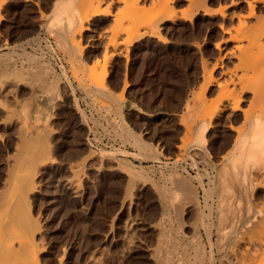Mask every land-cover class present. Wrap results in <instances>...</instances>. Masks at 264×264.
I'll return each mask as SVG.
<instances>
[{
	"label": "rangeland",
	"instance_id": "1",
	"mask_svg": "<svg viewBox=\"0 0 264 264\" xmlns=\"http://www.w3.org/2000/svg\"><path fill=\"white\" fill-rule=\"evenodd\" d=\"M4 1H3V6H2L3 9L1 8L2 11L0 10V16L2 15L1 18L3 17L2 19L0 18V41H2V45H0V55L3 54V55H1L2 57L0 56V60L4 56L5 57H4V59H2V60H4L3 62L0 61V65H2V68H4V69L13 68V72H15V71L17 72V68H20L19 70H22V69L24 70L26 68V69H28V71L25 74L26 75V79H25L26 81L25 80L22 81L21 84H19V86H17L16 84H13L14 86L16 85L18 87V90L16 89L17 88L16 86H15V89H14L13 85L10 86L11 88H13L15 90V92L18 91V93H15L12 90L13 96L11 94H9L12 97L9 96L8 94H7L8 97L7 96L2 97V96H4L2 94H4L5 91L7 93L9 91L8 89L10 87L7 88V90H5L4 93H2L3 91L0 92V104H1L0 106H2L4 103L8 104V106L10 105L9 107L5 106L7 108L6 109L7 112L5 110L3 111V106L0 107V133H1L0 135L3 136V137L0 136V168L1 167L3 168V169L2 168L0 169V192L3 191V190H1V188H3V187H4L3 193L4 192L6 193V191L10 192L9 190L14 188L13 186H15V185H14V179L13 178L16 175H13V173L16 170L13 167H15V165L18 166L19 161H20V163H24V167H23L24 171L21 174L25 175V177H26V174L30 175V173L32 172V170H30V172H28L29 170H28L27 163L29 165V162L27 161L25 163L24 160L26 158L23 159V158L19 157V156H21V154H23V153H20L21 151H23L24 154L26 152L27 155L28 154L30 155L31 158L28 157L29 161H32L31 159H33V160L35 159L34 160V161H36L35 163H38V165L36 164L38 168L35 166L34 169L39 171L38 169L40 168L39 166H41V165H42L41 167L43 168V169L40 168L39 173L37 172L38 175H37V173L36 174L34 173L35 170L33 169L34 170L33 173L35 175H33V176L31 175V176L34 178V180H30L31 179V178H29L30 176L29 177L27 176V178H29L30 182L33 183L36 180L35 183L37 184L36 185L34 183V186L36 185V187H33V188L31 186L28 187V190H26V192L31 190V192H28L29 195L26 194V192L23 193V191L21 193L22 195L20 193H17L18 195L20 194L19 197H22V196L24 197V198H20V200H19V198L13 199V196L16 193L15 190H13L15 192L14 194L11 193L12 198L9 197V200L10 199L14 200L12 205H14L15 208L13 210L14 211L16 210L15 213L17 215L15 213H12V210H10L11 208L9 210H7L6 203H9V202H6V203L4 202L5 200L8 199V195H10V194L6 193V194H8L7 199L5 197H2L6 194H2V195L0 194V196L2 197V199L0 201H2V203H3L1 205L6 210L4 212L3 208L0 206V211L2 209L4 213H6V212L9 213V214L6 213V215H7L6 216L3 212H0V224L2 222V224L4 225V222L7 221V220L6 221L2 220L3 217H7L8 224H10L7 226H3L5 231H7V233H9V234H7L6 232H3L5 234H7V235H5V237H7V236L9 237V239H7V238L6 239L9 240V242H10L11 241L10 238H12L13 240H15V241H13L16 243L15 245L18 246V244L20 242L18 244H17V242L19 240H22V239H20V236L22 234H23L22 237H24V235H25L24 239L27 240L32 234L35 233V235H32L34 238V239L32 238V240H34V242L36 243L38 250L34 249V247H30L29 245H27V242L23 239L26 242V244L25 243L24 244L27 245L28 248H31V251L29 249V251H30L29 254L31 253L30 254L31 257L35 258L33 256H37V258H38V260H37L38 263L34 262L35 261L34 259L31 260V262L34 264L35 263L36 264H59V263H61V264H88V263L91 264L92 262L96 261L95 258L97 256L102 257L101 255H103V257H102L103 262L101 261L102 263L101 262L99 263L100 260H98L97 262H95L96 264H147V263L148 264H153V263L155 264V262L159 261V258H157V257H158V255H161L160 252L162 249H163L162 252L166 251V252L171 253V254L173 253L172 251H174V254L177 257V259L179 258L177 256L178 254H179V256L183 254L182 259L183 260L185 259L184 262L182 259L179 261H182V263H184V264L185 263L186 264H191V263L192 264H203V263L209 264L210 261H211V264H227L228 262H229V264H240V261L241 262L243 261L244 264L246 262H247L246 264H249V263L250 264H254V263L260 264V263H262L264 261L263 260L264 259V255H263L264 254V251H263L264 245L262 246L263 247L262 249L260 248L261 251L259 250V253L257 251H255L258 253V254L256 253V255L254 254V252L250 251V254H251L250 256H254V257L244 258L242 255H244L245 257L248 256V255L246 256L244 254L245 253L244 251L246 250V253L248 252L247 251V244H248L247 242H250V239H249V241H247L248 240L247 239L246 244H245V240L243 239L245 237V235L251 234L252 239H253L251 241H254L258 237L259 238L256 240L259 241L261 239L263 241L264 238H262V237L264 234V228H263L264 226H262V229L261 228L258 229L259 227L257 228L259 230V232L255 228L256 229L255 236L257 235V237H255L252 233V231H254V230H250L251 232L249 230H243V232L245 233V235L243 236L242 229L239 231V232H242V234H240V233L239 234H233L231 229L226 228V231L230 230L229 234L226 231H224L227 233L226 235H228L229 238L224 239L222 241L220 239V235H218V233H221V232H220V226H218V225H220L218 218H217L218 212H216V210H215V214H214L215 217L213 219H214V222L216 223L215 224L216 227L214 228V226H213V230H212L213 233L211 236L212 241L210 242V239L208 237V231H206L205 227L203 229V227H202L203 225L201 226V223H199L200 222L199 217H201L199 214V211L194 209L193 206H189V204H186L183 199H181L183 202L182 201L178 202V207H176V206L174 207V204H172L170 202H164V200L161 196L162 194L159 191L160 190L159 188L161 185L164 184V181H166V180H163V177L168 178L167 177L168 174L173 173V172L175 174L176 171H178V173L183 175V176L187 175V178L190 180V182L192 184L197 185V186H200L202 184L204 186V189H206V188L209 189V187H208L209 182L208 181L210 179L209 177H212V174L214 173L213 168L217 167V170L219 169V167L221 165V161H222L221 160V158H222L221 154L223 156V154H225L227 152L226 150H229V148L232 145L233 139H234V137H233L234 135H228L229 132H230L229 134H232L233 132H231V130L227 127H230V125L232 123H233V126L238 127L241 125L240 122L242 120V112L237 111L234 113L231 110L230 104H228L229 102L227 100L225 101V99H224L225 95H227V93H228L226 91L232 86V84L230 82H232V81L238 82L239 81L238 78H240L241 82H244V81L245 82H264V64H261V63H263V60H264V46H263L264 45V0H172V1L167 0L170 3V7L171 8L173 7L172 9L177 15V18L174 22H171L169 20L157 19V17L155 16L156 11L154 10V5H155V2H156V5H157V2L162 3V2H159L157 0H141V1L139 0V2L141 3V6L139 5L140 4L139 2H138L137 6L130 4L129 6H132V10H131V8H129V6L126 5L127 9H126V7H124V10L122 11V13L118 12V10H121V9H119L120 5L121 6L123 4L125 5V3H122V1L118 3V0H117V2L114 0H113V2L111 0L110 1L108 0V2H112L110 7H109V5L106 4L107 0H105L104 1L105 3L103 2V4H101L102 9H101V7H100V9L102 11H104L103 9L106 8L105 11H108L109 13L107 12L106 14H100L98 16H94L92 18V20L91 19L89 20L91 24L86 23L88 25L90 24L91 27H90V31L85 32L86 34L85 33L83 34L84 37H81L82 40H80L81 41L80 45H81V47H83V45H84V47L82 48L81 51H78V50H80V48L77 50V48L79 46L76 47L75 50H66L63 48V46H62L63 42L69 40V37H68L69 33H67L69 31H66L67 35L65 34V36L61 38L58 35H55L52 32H50L47 27H44V26H46V24L49 20L48 15L53 8L52 4H54L55 0H39V1H37V0H31V1L30 0H16V1L4 0ZM81 1L82 0H80V2ZM90 1H92V0H90ZM97 1L98 0H96V2ZM129 1L132 2L133 0L132 1L129 0ZM153 1H155V2H153ZM162 1H164V0H162ZM167 1H164V3H168ZM1 2H2V0L0 1V3ZM93 2H94L93 4H92V2H90L93 7L90 5V3L87 4L88 0H86L85 5L87 4L86 6L88 8L89 7L94 8L95 6H97V3L95 1H93ZM235 2H236V4H235ZM251 4H253V5L251 6ZM118 6H119V8H118ZM250 6L254 7L252 15H251V13H249V12H251V11H249L251 8ZM38 7L40 9H38ZM87 7H85V8H87ZM92 8H91V10H92ZM217 9L226 10L224 16H226V15L227 16L223 18V16L221 17V14H219V13L212 15L211 13L216 11ZM4 10H6V11H4ZM91 10L89 9L87 11L91 12ZM126 10H127V12H126ZM143 10H144V12H142ZM84 11H86V9ZM123 12H124V14H123ZM207 12L209 14H207ZM83 13H85V12H83ZM141 13H143V14L140 15ZM254 13H255V15H254ZM101 15H102V17H101ZM154 16L156 17V20L155 21L153 20L154 22L152 21V23L147 24L146 22L151 17L153 18ZM121 17H122V19H121ZM240 19L247 22V24H245V23L243 24V21H241ZM245 19L246 20L248 19V20L246 21ZM44 21H46V22H44ZM240 22L242 23V25H244V27H245L244 30H243V28L242 29L240 28V27H243ZM248 22H249V24H248ZM145 23L147 25H144ZM251 23H253V24H251ZM247 25L249 27L252 25L253 28L251 26V30H249L250 28H246ZM133 27H135V28H133ZM119 28H128V29L131 28V29L127 33L125 32V33L121 34L122 36L117 38L118 41L120 40L119 41L120 45L115 50L116 55L113 58L109 59L110 61H106L108 58H110L112 51H114L113 48L111 47V45L106 40L110 41L111 40L110 35H113L112 32L114 30L116 31ZM252 29H254L253 34H252ZM226 31H228L229 33H227ZM238 31L239 32L241 31L240 33H243L245 36H242L241 34L238 35V33H239ZM74 32H75V29L70 30L71 35ZM236 32H238V33H236ZM50 33H52L53 37L51 36ZM235 34H237L236 36H238L237 38H236V36L234 37L237 40V42H236V40H234V38L230 37V35L234 36ZM37 35H39V36H37ZM106 35H109V37ZM3 36H4V38H3ZM239 36L240 37L242 36V37L240 38ZM65 37H66V39H65ZM58 38H59V40H62L61 44L59 41H57ZM238 38H240L239 40H241V41H239ZM26 39H27V41H25ZM63 39H65V40L63 41ZM56 41H57V43L59 42L58 44H60V46L58 45V47H57V44L55 43ZM105 41L107 43H105ZM130 41H132L133 43L131 44ZM258 41H260V42H258ZM25 42H27V43H25ZM256 43H258V44H256ZM104 44L107 46H105ZM236 44L238 46H236ZM13 45H15V46H13ZM108 45H110V46H108ZM240 45L243 47L242 55H240L241 54L240 51L242 50L241 49L242 47ZM9 46H11V48H13V49L11 50V48ZM246 46L248 48H246ZM59 47H61V50L59 49ZM24 49H25V51H24ZM62 49L65 50V52H64L65 54L63 53ZM87 49L96 50V51H98L99 54H101V52L104 51L103 61L98 60L92 66H88L87 64H85L83 62L84 54H82V58H81L80 54H81V52L85 53ZM249 49H251L252 51L250 50V52H244V51H248ZM238 50H240V51H238ZM70 52H72L73 54ZM253 52H255V53H253ZM4 53H7V54H4ZM24 53H26V54H24ZM52 53H56V54L58 53V54H61L63 56L64 62H65V65H63V67L59 66V64L55 60V57H53ZM236 53H237V55H235ZM258 53H260V54H258ZM29 54H30V56H29ZM66 54H69L68 56H69V58L70 57L71 58L69 59ZM70 54H71V56H70ZM74 54H75V56H74ZM23 55H25V56H23ZM72 55L74 56V59L72 58L73 57ZM27 56H29V58ZM35 56H39V57L41 56L40 59L37 57L35 58L36 64L33 61ZM7 57H10V59H11L10 62H8V63H7V61L9 59H6ZM32 57H33V59L31 61H33V62H31L28 65V63L30 62V59ZM12 58H13V60H12ZM26 58H27V61H26ZM244 58H245V60H244ZM37 59H39L38 60L39 64L45 63V65L44 64L43 65L45 68L47 67V69H48L47 70L48 71L47 77H51V78L54 77L55 81L57 82L56 89L53 90L54 92H53V95H51V96L55 100L62 98V99L58 100L60 103H64V101L66 100L65 98H67L68 101L71 102V98H72V102L74 103L72 111L74 112V115H75L76 119H78V121L80 120L81 123L83 125H86V126L88 125L89 122H95V120L93 119V113L92 112L88 113L86 109H84L80 106V98L77 95V90H81L85 94V97L83 98L84 101L87 99H90V105L93 108L97 109L96 111L98 113L102 114L103 116L105 115L108 117V119H109L108 121L111 124L113 132H114L113 145L110 149L103 148V149L97 150V149L90 147L88 142H87L88 130H87V134L84 137V139L80 140L78 137V134L75 131L77 129L69 130L68 132L62 133L61 131L56 130L53 126L52 127L44 126L43 129L39 130V131H34V130L28 131L25 128L24 117L20 114V110H19V104H20L19 97L22 94H24L25 90L28 87H32V85L34 84L32 82H27V80L29 78H33L35 76L34 72L32 71V68L37 69V67H38V63H37L38 61H36ZM72 59L76 62L70 63V62H72ZM80 59H81V61H80ZM69 60H70V62H69ZM236 60H238V61H236ZM11 61L13 63H11ZM105 61L107 63H105ZM243 61H246V62H243ZM259 61H261V62H259ZM32 64H33V66H32ZM34 64H35V67H34ZM47 64H49V65H47ZM214 64L216 66V68L214 67L215 69L213 68ZM258 65H260V67ZM108 68L110 70L109 71V75H110L109 86L107 85V82H106L107 77H108ZM211 68H212L213 72H212ZM238 68L240 69L241 72L238 70ZM233 71L234 72L236 71L235 73L237 75L240 73H241V75L237 76V75H235V73ZM16 72L14 73L15 75H16ZM52 72H53V74H52ZM104 72L106 73V78L103 82L104 86H103V84L101 86L105 87L104 88L105 90L100 89V91H99V88H97L96 85H97L98 80L100 79V77L102 76V74ZM225 72H226V74H225ZM228 73L229 74L231 73L230 74L231 80H230ZM14 74H12V75L15 76ZM18 74H19L18 77L16 76L17 79L15 78L16 80H20L22 78L21 74L20 73H18ZM210 74L212 75V79L214 77V79L212 81H211V79L209 80ZM62 75H63V77H62ZM233 75H234V77L236 76V78H234V80L232 79ZM249 76H251V78ZM226 78H227V80H226ZM243 78H244V80H243ZM236 79H238V80L236 81ZM208 80L211 81V84H208V86H207V82H209ZM55 81L53 80V82H55ZM224 81L225 82L227 81V83H224L225 86L222 83ZM228 81H230V82H228ZM221 83H222V85H221ZM75 84H77V86H75ZM205 84H206V86H204ZM228 84H231V85H228ZM201 85L203 86V88H202L203 90L207 87L205 95L203 93V90L201 89V87H202ZM217 85H220V87ZM60 87H62V89ZM217 88H218V90H217ZM220 88L221 89L223 88V89L221 90ZM62 90H64V95L62 93ZM230 90L231 89H229L228 91H230ZM58 91H61V92L58 93ZM101 91L103 92V94L101 93ZM104 92L106 94L110 92L111 95H109V94L105 95ZM224 92L226 94H224ZM6 93H5V95H6ZM50 93H52V92H50ZM98 93L102 96H100ZM16 94L18 95V97H14V96H16ZM59 94L60 95L62 94V95L60 97H58ZM218 94H220V95L218 96ZM222 94H224V98H222L224 100H222L221 98L218 99V97H220ZM120 95H122V100H121ZM201 95H203L204 97ZM97 96H100L101 98L97 97ZM102 97L107 98V99L105 100ZM199 98H200V100H199ZM95 99H97V100H95ZM108 99L111 101V103H109L110 101ZM220 99L222 100V103H221ZM248 99H250V98H248ZM248 99L246 98L244 100L245 102H242L243 103L242 105H245L247 102L246 106H242V108H244L243 111L248 110L249 112L258 113L257 108H260V104L255 103L252 105L251 99L249 101H248ZM102 100L105 102H103ZM129 100L138 102V104L140 105V108L137 107L135 104L134 105L131 104L129 102ZM206 100L207 101L210 100V101L207 102ZM187 101H191L192 103L193 102L195 103L197 110H199V114L203 111L202 114H200V115H203L207 122L209 121V123H210L213 121L212 122L213 124L210 123L211 127L209 125V130L207 132V136L209 135V137H207V141H209L208 144H210L212 147V144L214 143L213 147H212L213 149L210 147V145H208L209 147H207V148H209L208 149L209 152L212 151L211 152L212 155H214V153H215V157L211 156V154H210V157L206 156V150L202 149L200 146H194L191 139H189L190 133H188V130H186L187 126L185 125V123H186L185 119L187 120V117H185V111H184L185 103ZM223 101L225 103L228 102L226 104L229 105L230 107L227 106ZM218 103H219V105H218ZM223 103L225 104V106L228 109L230 108L228 111H226L227 108L224 106ZM206 104H208L207 107L205 106ZM248 104L252 105V106H249ZM131 105L134 106L136 108V110L133 109V110L129 111L128 108ZM77 106L80 108H77ZM204 106H205V108H204ZM213 106H214V108H213ZM216 106L220 107L218 109L222 108L224 110L223 113L219 112V111H223V110H219L218 112H216L218 114L220 113L219 114V117H220L219 120L222 121V122H220L218 120L217 121L218 124L216 122V120L218 119V116H217L218 114H215L216 116L215 115L213 116V117H215L216 120L213 119V117H212L213 120L212 119L210 120L209 116L206 117L207 114L204 111V110L208 109L209 113L211 114L213 112V109H215ZM222 106L225 107L226 109L223 108ZM13 107L16 109L15 111L18 113L20 118H23V119H21V121H23V122H21L19 120V122H21V124H22V125L20 124L22 126L21 129H19L20 128L19 124H18L19 126H17V123H19L18 122L19 116L17 117V113H15V114L13 113V112H15ZM51 107L54 108V104H52ZM80 110H81V114H83V116H81V114H79ZM230 110H231V115H228V116H231V117L229 118L226 114H229ZM239 112L241 115L239 114ZM5 113H6V115H5ZM108 113H111L112 116L110 114L108 116ZM13 114L16 115V116H14L15 118H13ZM213 114H214V112H213ZM234 114L239 115V117L240 116L241 117L240 118L238 116L236 117V115L233 116ZM182 116H183V118L184 117L185 118L182 119ZM225 116H227L230 120L225 118ZM5 117H6V119H5ZM109 117L111 118V120ZM223 118L225 121L222 120ZM2 119L3 120L5 119L4 122ZM14 119L17 120L16 121L17 123L15 121H13ZM236 119H238V120L236 121ZM112 120H116V123H115V121L113 122ZM232 120H234V122ZM183 122H184V125H182ZM228 122L231 124L229 125ZM3 123H7L6 126ZM12 123L13 124L16 123V124H14V126L16 125L15 126L16 128H14ZM215 123H216V125H215ZM222 123H224L226 125L222 126ZM116 124L118 127L116 126ZM121 124L124 127L125 126L126 127L121 128V127H123V126H121ZM218 125H220V127ZM12 127L14 128V130ZM3 129H4V131H3ZM22 129L24 130L25 135L21 134V132L18 131V130L22 131ZM123 129H127V130H129V132L135 134L142 141H144L145 145H148V146L150 145V147L152 146L153 152L149 153L148 150L146 151L142 148L140 149L139 146H137L133 143L134 140L132 138H130V136L128 134L122 133ZM193 129H194V127H193ZM217 129H219V131ZM221 130L224 132H222ZM226 130L228 133H226ZM39 132H41L40 137L38 135ZM46 132L48 133L47 135L50 134V136H45V138H43L44 135L46 134ZM20 134L22 136L24 135L22 137L23 139L26 138L28 140L29 144L28 143L27 144L29 146V150H31L32 147L33 148L36 147V150L37 149L39 150V153L41 156L38 154L36 155L34 153L36 151L35 148L32 149L31 153L32 154L34 153L33 155H36L37 157L33 156L30 153V151L28 152V150H26V149H25L26 151L24 150V147H25L23 145L24 140L21 139ZM212 134H213V136H212ZM37 135L39 138L37 137V139H36L37 141H36L34 139L36 138L35 136H37ZM19 136H20V138H19ZM186 136H187V139H185ZM10 137H12V138H10ZM17 137H18V140L20 139L19 140L20 142L17 140ZM191 137H192V135H191ZM42 139H45V141L47 140L46 142L50 141V143H48L49 146H47L48 144H46V146L49 147V150L51 149L50 152L48 151V154L51 153V155L46 156V157H50V158H47V160L49 159L48 162H47L46 157H45V155H48L46 153L47 151L45 152V150H44L45 149L44 148L45 142H44V144L41 145V143L39 141V140L42 141ZM16 140L18 141V143ZM34 141H36V142H34ZM211 142H212V144H211ZM34 144H36V145L34 146ZM15 145L19 146L18 148H20L21 150H19L17 147H15ZM30 146H32L31 149H30ZM13 147H15L17 149L14 151V153H16V151H17V153L19 155L18 157L20 158V159H18L16 156L17 154H16L15 155L16 158L14 157L16 159V161L12 156L9 155V154L13 153V150H14ZM155 147L157 148L156 151L154 150ZM65 148H72V149L71 150H65ZM187 148H188V150H187ZM222 149H223V151L220 154ZM33 150H34V152H33ZM54 150H55V152H54ZM83 150H85V151H83ZM94 151H95V154H94L95 156L90 157L89 154H87L88 152L89 153L91 152L93 154ZM104 151L105 152L109 151L107 153L111 154V156H108V158L110 157L112 159V157H113V162L107 161L108 158L104 159L105 161L104 160L100 161L98 156H96V155L103 153ZM114 152H116V154ZM216 152H217V154H216ZM14 153H13V156H14ZM124 153H126V154H124ZM147 153H148V155H147ZM160 153H161V155H160ZM24 154L21 157H24L25 156ZM153 154H154V156H153ZM52 155H53V157H52ZM192 156H193V158H192ZM33 157H35V158H33ZM9 158L12 161H10ZM124 158H125V160H124ZM154 158H156V160H157V158H160L162 160V162H160L161 164L156 165L155 164L156 161ZM212 158L214 161L211 160ZM6 159L8 161H10V162H8L9 163L8 165L12 164L11 168L9 166L10 170L6 169V166L8 167V165L6 164V162H7ZM13 159H14V162H13ZM91 159L93 161L94 160L95 161L93 162V161H91ZM116 159L118 162L115 161ZM70 160H71V162H70ZM108 160H110V159H108ZM127 160L131 161L130 163L137 168H141V167L144 168V171L146 172L145 174L150 176L151 179H150V177H148L146 175V178H147L146 183L145 182L144 183L138 182V185L136 184L135 187H130V188H132V189H130L128 187V185H129L128 176L125 175L122 172V170L120 171V168L118 169V167H117V165H119L120 163H125V164L129 163V162H127ZM15 162H18V163L16 164ZM169 162H171V163H169ZM99 163H100V165H99ZM193 163H195V164L193 165ZM215 163H216V165H215ZM33 164L34 163H32V165H29V166L34 167ZM102 165H104V168L102 167ZM109 166L112 168H110ZM145 166H146V168H145ZM33 167H30V168H33ZM72 167H74V168H72ZM113 167H114V169H113ZM115 167H117V168H115ZM76 168H79V170ZM150 168L152 170H150ZM72 169H73V172L71 171ZM108 169H110V170H108ZM74 170H75V172H74ZM206 171H207V173H206ZM159 172H161V173H159ZM6 173L10 174V175H8L6 177L5 176ZM210 173H211V175H210ZM215 173H216V171H215ZM162 174H164L165 176ZM11 175H13L14 177H12ZM9 176H11V178ZM36 176L39 179H36ZM199 176H201V177H199ZM4 178H7L5 183H4ZM8 178L10 180L11 179L12 180L10 181ZM7 180L10 182L7 183ZM150 181H152V182H150ZM11 182H13V183L10 186L9 184ZM71 183H73V186L71 185ZM166 183H165V185L168 188H171L172 185L169 184V182H166ZM1 184H7L9 186L1 185ZM1 186H3V187H1ZM78 187H79V189H78ZM25 189H27V188H24L23 190L25 191ZM33 189H34V191H32ZM154 189H156V190H154ZM78 190H80V191L77 193L76 191H78ZM198 190H200L199 196H198L199 197V200H198L199 201V209H200V207L202 205H204V203H205L204 202L205 196L203 197V194H204L203 189H198ZM129 191H131L132 194ZM129 193L131 194V197H129L130 196ZM216 194L217 193L214 194L215 195V202H216L215 206H216V204H218L217 200H219V197H216V196H218V194L217 195ZM258 196L261 198L262 195L257 194V198L259 200H261V202H259V205H262L264 197L262 196L263 197V200H262ZM153 198H154V200H153ZM257 198H256V200L258 202L259 200ZM3 199H5V200L3 201ZM130 199H132V202L130 201ZM21 200L22 201L25 200V202L24 201L22 202ZM162 200H163V203H162ZM122 201L124 202L123 207H122V203H123ZM181 202H182V205H180ZM257 202H256V204H258ZM26 203L28 204V207H27ZM179 206L182 207L181 208V212L183 211L182 213L180 211L176 212V210L180 209ZM25 207L27 210H30L31 213H29V211L27 212ZM186 207H188V208H186ZM166 208L168 210H165ZM176 208H178V209H176ZM25 212H26V214H25ZM10 213L14 214V216L16 215L17 218L15 217L16 218L15 219V218H13L14 216H10ZM28 213L31 216H29ZM163 213H164V215H163ZM208 213H209V211H206V214H208ZM188 214H189V216H188ZM8 215L11 217V219L13 218L12 220H15L16 223H14V224H17V226H19V229L24 227L23 230L20 229V230H22L20 232L21 234L19 233L20 236L18 235V233H15V231L17 232L18 227L16 229V226H13L14 221L12 222L11 219H9L10 217L8 218ZM178 215H180V216H178ZM19 216H21V218ZM165 216L167 217V221H166V219H164V218H166ZM178 217L180 218V220H182V222L183 221H185V222L182 223ZM181 217H182V219H181ZM26 218H28V219H26ZM194 218L197 219L196 220L197 222L198 221L199 222L197 223ZM18 219L19 220L22 219V220L18 221ZM176 219H178L177 221L181 222L182 224L181 223L176 224V222H177ZM133 220H134V222H132ZM17 221L19 223H22V224L17 223ZM111 221H113V222H111ZM190 221H192V222H190ZM30 222H31V225H30ZM162 222H163L162 226L166 222L164 226L165 227L168 226L167 227L168 231L164 228V226L163 227L161 226ZM193 222L195 223V225ZM228 222L229 221H227L226 222L227 224L226 223L225 224L230 227L229 224H231V223H228ZM25 223H29V224H25ZM155 223H157V225L159 227L156 226L157 227L156 228L154 226ZM172 223H173V225H171ZM2 224L0 227H2ZM6 224H7V222H6ZM24 224H25V226H23ZM174 224H176V225H174ZM20 225H21V227H20ZM110 225H112L111 228H110ZM9 226H11V227H9ZM26 226L29 228V229L26 228V230L28 229L27 232L25 230ZM124 226H125V228H124ZM13 227H15L16 230L11 232L13 230ZM31 227L33 230H31ZM126 227H127V230H125ZM129 227H131V228H129ZM181 227H183V228L181 229ZM218 227H219V230H218ZM10 228H11V230H10ZM153 228H156V229H153ZM131 229H134V230H131ZM178 229H180L179 233H178ZM24 230L27 234H29V232H30L31 235L29 237H27L26 233H24ZM169 230L171 231L172 235L170 234V236H171L170 237L168 234L169 237L166 238L167 239L166 244H168V241L170 238H171V240L169 241L168 245L163 243L166 246V247H163L162 246L163 244L162 245L160 244V243H162V242H160V240H162L161 239V233H167V232L170 233ZM172 231H173V233H172ZM248 231H249V234H246V232L248 233ZM0 232H1V230H0ZM215 232H217V234ZM12 233L13 234L15 233V235L17 234L19 236V239L17 236L13 235ZM126 233H128V234H126ZM131 233H133V235ZM134 233H136V234H134ZM183 233L185 235H183ZM258 233H260V234H258ZM128 235H129V237H127ZM174 235H176V236H174ZM196 235L198 237H201V239L199 238V240H195V239H197ZM240 235H242V236H240ZM259 235H262V236H259ZM172 236H174V237L172 238ZM2 237L4 238L3 235H2ZM130 237H132V238H130ZM234 237H236V238H234ZM240 237H241V240H240ZM246 237L251 238V236H249V237L246 236ZM246 237H245V239H246ZM238 238H239V242L240 241L241 242L238 243V241H236L237 245L234 244L236 249L234 248V251H233V248L231 249V247H233L232 243H235V241L233 239L238 240ZM0 239H1V234H0ZM181 239H183V240H181ZM242 239L244 241H242ZM23 240L21 241L20 245L22 244ZM176 240H178V242ZM0 241H1V243L4 242L2 239ZM127 242L129 245L127 244ZM129 242L130 243L132 242V243L130 244ZM1 243H0V245H1ZM4 243L1 245L2 251L4 248L5 249L7 248V246H5ZM174 243L175 244L178 243L177 245L182 243L181 247H183V248H182V250L180 248L181 251L179 253L175 251L176 248H174V247H176V245L174 246L173 245ZM184 243L186 244V246H188V245H190V246H188V248L184 247ZM199 243L200 244L203 243L202 246L205 247V248L204 247L202 248V249H204V251H203L204 254L199 253L200 251H202L201 248L197 249L199 247V246H197V244H199ZM241 243L243 246L238 245ZM24 244L22 245L23 248L25 246ZM171 244L173 245V248L171 247L172 246ZM210 244H211L212 248L210 247ZM263 244H264V241H263ZM12 245H14V244H12ZM30 245L32 246V244H30ZM16 246H14V249H17ZM155 246H157V247H155ZM202 246L200 245V247H202ZM241 246L242 247L245 246L244 251H242L243 248H241ZM103 247L105 248V250ZM154 247L156 248V250L154 249ZM168 247L170 248L171 251H168L169 250ZM178 247H180V246H178ZM237 247H239V248H237ZM26 248L23 250H20L19 246H18V253L20 254V252L23 251L22 252V254L24 255L23 257H26L29 255L28 253H27L28 255H26V256L24 254L28 250V248L27 249ZM185 248H187V250ZM192 248H193V250H192ZM95 249H96V251H95ZM164 249H166V250L164 251ZM184 249L187 252H189V250H190V254L189 253H187V254H189V256L193 255L194 258H193V256L188 258ZM237 249H241L240 251L242 253L240 255L235 252V251L239 252V250H237ZM19 250H20V252H19ZM25 250H26V252H25ZM98 250L99 251L101 250L100 255H99ZM153 250H155V251H153ZM209 250L212 251L213 253L212 252L210 253ZM14 251H15L14 252L15 255L14 254H12V255L15 257L12 258V255L10 256L11 252L8 253L9 251H7L8 254L5 252L7 254L6 255L7 259L6 258L2 259L3 258L2 256H4V255H2L1 256L2 258L0 257V262H1V260L2 261L7 260L9 264H15L17 252H16V250H14ZM150 251L151 252L153 251V252L151 253ZM182 251H183V253H182ZM231 251H233V253ZM95 252H96V255L94 254V256H92V254ZM101 252H103V253L101 254ZM196 252H197V254L194 255V253H196ZM104 253H106V255ZM176 253H178V254H176ZM180 253H182V254H180ZM229 253L231 254V256H229ZM234 253H236L235 254L236 257H234V256L232 257V255H234ZM260 253H262V254H260ZM22 254H20V255H22ZM174 254H172L171 256H173V258L175 259L176 257H174ZM199 254H201L202 256L204 255L203 257L205 259L203 257H201ZM208 254L209 255L212 254L210 256V258L208 257ZM247 254H249V252ZM20 255H18V256H20ZM261 255H262V257H261ZM153 256H155V257L153 258ZM237 256H238V258H237ZM23 257L21 259L26 260V258H23ZM90 257H92V260L93 259L94 260L92 261ZM93 257H95V258H93ZM183 257H185V258H183ZM199 257H201V259L203 258L204 260L203 259L200 260ZM239 257L242 258V260ZM27 258H29V256ZM213 258H215V259L213 260ZM234 258L240 259V261L237 259H234ZM251 258L255 259L256 261L259 258V260L257 262L255 260H253L254 263H252ZM14 259H15V261H14ZM98 259H99V257H98ZM104 259H105V261H104ZM186 259L187 260L190 259L189 260L190 262L188 261L189 263H187ZM26 261H24V262L20 261V263H22V264L27 263L28 264V261L27 262ZM29 261H30V258H29ZM212 261H214V263ZM259 261H260V263H259ZM243 262H242V264H243ZM1 264H3V262H1ZM18 264H19V262H18ZM92 264H94V263H92ZM263 264H264V262H263Z\"/></svg>",
	"mask_w": 264,
	"mask_h": 264
},
{
	"label": "bare ground",
	"instance_id": "2",
	"mask_svg": "<svg viewBox=\"0 0 264 264\" xmlns=\"http://www.w3.org/2000/svg\"><path fill=\"white\" fill-rule=\"evenodd\" d=\"M1 1V0H0ZM3 1L4 0H2V2L0 3V10H1V8H2V6H3ZM7 1V0H6ZM14 1H16V0H14ZM31 1V0H30ZM37 1H39V0H37ZM93 1H95L96 2V0H92V1H90V0H88V3L87 4H89L90 2H92V4L94 3ZM105 0H98L96 3H97V6H95L94 8H92L93 6H92V4L90 3V5L92 6V7H87L86 5H85V3H86V0H82L81 2H80V0H55L54 1V4H52L53 5V8H52V10H51V12L49 13V20H48V22H47V24H46V26H44V27H47L48 28V30L50 31V32H52L53 34H55V35H58L59 37H64L65 36V34H66V31H69V32H67V33H69V40H67V41H65V42H63V48L64 49H66V50H75L76 49V47H78L77 48V50L80 48V50H78V51H81L82 50V48L84 47V45H83V47H81V45H80V43H81V41L80 40H82L81 39V37H84V33L85 32H88V31H90V27H91V23H90V19L92 20V18L94 17V16H98V15H100V14H106L108 11H105V9H103L104 11H102L101 9H102V5L101 4H103V2H104ZM110 1V0H109ZM112 2H113V0H111ZM114 1H116L117 2V0H114ZM122 1V3H125V5L123 6H121L120 4V8H119V6H118V8L119 9H121V10H118V12H121L122 13V11L124 10V7H126V9H127V6H129L130 4L131 5H135V6H137L138 5V2H139V0H131L132 2H130L129 0H118V3L119 2H121ZM124 1V2H123ZM141 1V0H140ZM157 1H159V2H162V3H158L157 2V5H156V2L155 1H153V2H155V5H154V10L156 11L155 12V16L157 17V19H162V20H169V21H171V22H174L175 20H176V18H177V15H176V13L173 11V7L171 8L170 7V3L168 2V1H172V0H164V1H167L168 3H164V1H162V0H157ZM5 2V1H4ZM112 2H108V0H107V5H109V7H110V5H111V3ZM191 2V1H190ZM36 3V2H35ZM39 3V2H38ZM105 3V2H104ZM121 3V4H122ZM140 3V2H139ZM192 3V2H191ZM37 4V3H36ZM115 4V3H114ZM235 4H236V2H235ZM250 4V3H249ZM11 5V4H10ZM106 5V6H107ZM127 5V6H126ZM140 6H141V3L139 4ZM253 4H251V6H252ZM13 6V5H12ZM39 6V5H38ZM172 6V5H171ZM250 6V7H251ZM85 7H87V8H85ZM100 7H101V9H100ZM108 7V6H107ZM112 7V6H111ZM122 7V8H121ZM139 7V6H138ZM137 7V8H138ZM143 7V6H142ZM249 7V8H250ZM91 8H92V10H91ZM129 8H131V10H132V6H129ZM221 8V7H220ZM3 9V8H2ZM34 9V8H33ZM38 9H40L39 7H38ZM86 9V11H84ZM91 10V12H89V11H87V10ZM144 9V8H143ZM226 9V8H225ZM252 9V10H251ZM253 9H254V7H251L250 8V10L249 11H251V12H249V13H251V15L253 14ZM7 10V9H6ZM6 10H4V11H6ZM145 10V9H144ZM144 10L142 11V12H144ZM2 11V10H1ZM32 11V10H31ZM41 11V10H40ZM39 11V12H40ZM110 11V10H109ZM141 11V10H140ZM83 12H85V13H83ZM126 12H127V10H126ZM225 12H226V10H224V9H217L216 11H214V12H212L211 14L213 15V14H221V17L223 16V18L224 17H226V16H224L225 15ZM255 12V11H254ZM2 13V12H1ZM42 13V12H41ZM40 13V14H41ZM109 13V12H108ZM3 14V13H2ZM123 14H124V12H123ZM143 13H141L140 15H142ZM207 14H209L208 12H207ZM229 14V13H228ZM42 15V14H41ZM108 15V14H107ZM254 15H255V13H254ZM2 16V15H1ZM1 16H0V18H1ZM151 17L146 23L147 24H150V23H152V21L154 20H156V17ZM41 17V16H40ZM101 17H102V15H101ZM213 17V16H212ZM249 17V16H248ZM3 18V17H2ZM1 18V19H2ZM39 18V17H38ZM37 18V19H38ZM121 19H122V17H121ZM5 20V19H4ZM241 20V19H240ZM246 20V19H245ZM248 20V19H247ZM246 20V21H247ZM37 21V20H36ZM35 21V22H36ZM40 21V20H39ZM153 21V22H154ZM241 21H243V20H241ZM44 22H46V21H44ZM43 22V23H44ZM250 22V21H249ZM249 22H248V24H249ZM86 23H90L89 25L88 24H86ZM144 24V25H147V24ZM241 23V22H240ZM247 24V22H245V21H243V24ZM45 24V23H44ZM251 24H253V23H251ZM42 25V24H41ZM40 25V26H41ZM241 25H242V23H241ZM243 27H240L241 29L243 28V30L245 29V27H244V25H242ZM252 26V25H251ZM251 26L249 27L248 25H247V27L246 28H250L249 30H251ZM41 28V27H40ZM133 28H135V27H133ZM223 28V27H222ZM239 28V29H240ZM252 28H253V26H252ZM75 29V32L71 35V33H70V30H74ZM93 29V28H92ZM91 29V30H92ZM131 28H119V29H117L114 33L112 32V34L113 35H110V38H111V40L110 41H108V40H106L110 45H111V47L113 48V50L114 51H112V54L110 55V58H108L106 61H110L109 59H111V58H113L115 55H116V52H115V50L119 47V45H120V40L118 41L117 40V38L118 37H120V36H122L121 34H123V33H127L129 30H130ZM255 29V28H254ZM254 29H252V34L254 33L253 31H254ZM2 31V30H1ZM242 31V30H241ZM240 31V32H241ZM47 32V31H46ZM92 32V31H91ZM227 33H229L228 31H226ZM231 32V31H230ZM239 32V31H238ZM238 32H236V33H238ZM238 33V35H242V36H245L243 33ZM52 33H50L51 34V36H52ZM233 33V32H232ZM49 34V35H50ZM86 34V33H85ZM231 34V33H230ZM234 34V33H233ZM232 34V35H233ZM67 35V34H66ZM232 35H230V37L231 38H234L237 34H235L234 36H232ZM2 36V35H1ZM37 36H39V35H37ZM106 36H108L109 37V35H106ZM241 36V37H242ZM17 37V36H16ZM53 37V36H52ZM238 36H236V38H237ZM240 37V36H239ZM240 37V38H241ZM3 38H4V36H3ZM36 38V37H35ZM55 38V37H54ZM230 38V39H231ZM240 38H238V40L240 39ZM244 38V37H243ZM65 39H66V37H65ZM65 39H63V41L65 40ZM84 39V38H83ZM133 39V38H132ZM233 40V39H232ZM234 40H236L235 38H234ZM25 41H27V39L25 40ZM57 41H59L60 42V44H61V42H62V40H59V38L57 39ZM57 41L55 42L56 44H57V47H58V45L60 46V44H58L57 43ZM105 41V43H107ZM133 41V40H132ZM132 41H130L131 42V44L133 43ZM239 41H241V40H239ZM31 42V41H30ZM84 42V41H83ZM82 42V43H83ZM236 42H237V40H236ZM258 42H260V41H258ZM23 43V42H22ZM25 43H27V42H25ZM40 43V42H39ZM92 43V42H91ZM21 44V43H20ZM55 44V45H56ZM254 44V43H253ZM252 44V45H253ZM256 44H258V43H256ZM262 44V43H261ZM24 45V44H23ZM28 45V44H27ZM90 45V44H89ZM96 45V44H95ZM98 45V44H97ZM105 45V44H104ZM110 45H108V46H110ZM255 45V44H254ZM253 45V46H254ZM13 46H15V45H13ZM22 46V45H21ZM20 46V47H21ZM49 46V45H48ZM61 46V47H62ZM105 46H107V45H105ZM236 46H238L237 44H236ZM235 46V47H236ZM241 46V45H240ZM264 46V45H263ZM10 48H11V46H9ZM17 47V46H16ZM61 47H59V49L61 50ZM242 47V46H241ZM8 48V47H7ZM238 48V47H237ZM240 48V47H239ZM246 48H248L247 46H246ZM258 48V47H257ZM13 48H11V50H12ZM21 49V48H20ZM53 49V48H52ZM107 49V48H106ZM110 49V48H109ZM242 50L240 51V50H238V51H240L241 52V54L240 55H242V51H243V47L241 48ZM252 49V48H251ZM251 49H249L248 51H244V52H250V50ZM23 50V49H22ZM63 50V49H62ZM253 50V49H252ZM251 50V51H252ZM256 50V49H255ZM24 51H25V49H24ZM42 51V50H41ZM40 51V52H41ZM54 51V50H53ZM237 51V52H238ZM259 51V50H258ZM27 52V51H26ZM65 52V50H63V53ZM85 52V51H84ZM70 53H72V52H70ZM253 53H255V52H253ZM4 54H7V53H4ZM24 54H26V53H24ZM65 54V53H64ZM73 54V53H72ZM82 54H84L83 52H81V58H82ZM252 54V53H251ZM258 54H260V53H258ZM1 55H3V54H1ZM0 55V56H1ZM67 56L69 55V54H66ZM235 55H237V53L235 54ZM239 55V56H240ZM244 55V54H243ZM7 56V55H6ZM20 56V55H19ZM23 56H25V55H23ZM29 56H30V54H29ZM29 56H27L28 58H29ZM70 56H71V54H70ZM73 56V55H72ZM74 56H75V54H74ZM74 56L72 57L73 59H74ZM260 56V55H259ZM2 57V56H1ZM5 57V56H4ZM4 57L3 58H1V62H3L4 60H2V59H4ZM12 57V56H11ZM22 57V56H21ZM41 58V56L39 57V56H35L34 57V59H33V57L30 59V62L28 63V65L31 63V62H33L34 61V63H35V58ZM80 57V56H79ZM256 57V56H255ZM258 57V56H257ZM17 58V57H16ZM68 58H69V56H68ZM71 58V57H70ZM69 58V59H70ZM259 58V57H258ZM6 59H9L8 61H7V63L8 62H10V57H7ZM33 59V61H31ZM39 59H37L36 61H38ZM72 59V62H70V60H69V62L70 63H75L76 61H74ZM12 60H13V58H12ZM16 60V59H15ZM29 60V59H28ZM244 60H245V58H244ZM262 60V59H261ZM25 61V60H24ZM26 61H27V58H26ZM25 61V62H26ZM74 61V62H73ZM80 61H81V59H80ZM79 61V62H80ZM105 61V63H107ZM236 61H238V60H236ZM243 62H246V61H243ZM259 62H261V61H259ZM11 63H13L12 61H11ZM38 63V67H37V69H34V68H32V71L34 72V78H35V80H36V83H38L39 84V86L37 87V88H41V90H43L44 92H46L49 96L50 95H53V90L54 89H56V86H57V82L55 81V79H54V77L52 78L55 82H53L52 81V79H47L48 81H50V83L48 82V84H46V78H50V77H47L48 76V69H47V67L45 68L44 67V65H45V63H40L39 64V61L37 62ZM237 63V62H236ZM36 64V63H35ZM35 64H34V67H35ZM44 64V65H43ZM260 64V63H259ZM261 64H264V60H263V63H261ZM47 65H49V64H47ZM46 65V66H47ZM80 65V64H79ZM32 66H33V64H32ZM41 66V67H40ZM233 66V65H232ZM259 67H260V65H258ZM5 67V66H4ZM8 67V66H7ZM16 67V66H15ZM63 67V66H62ZM216 68V66H215V64H214V66H213V68ZM240 67V66H239ZM258 67V68H259ZM78 68V67H77ZM214 68V69H215ZM229 68V67H228ZM234 68V67H233ZM1 69H2V67H1ZM0 69V70H1ZM20 68H17V72H16V75L14 74V72L13 73H11V72H9L8 70H6V69H4V71H3V73H2V75L0 74V92L1 91H3L2 93H4V91L5 90H7V88H9L11 85H13V84H16L17 86H19V84H21V82L22 81H24L25 79H26V72L28 71V69H22V70H19ZM223 69V68H222ZM236 69V68H235ZM211 70H212V68H211ZM230 70V69H229ZM238 70L240 71V69L238 68ZM237 70V71H238ZM54 71V70H53ZM224 71V70H223ZM238 71V72H239ZM212 72H213V70H212ZM230 72V71H229ZM234 72V71H233ZM236 72V71H235ZM234 72V73H235ZM241 72V71H240ZM243 72V71H242ZM18 73H20L21 74V79L20 80H16L17 79V77H18ZM250 73V72H249ZM254 73V72H253ZM12 74H14L15 76H13ZM52 74H53V72H52ZM51 74V75H52ZM62 74V73H61ZM212 74V73H211ZM210 74V77H209V80L211 79V81L214 79V77H213V79H212V75ZM221 74V73H220ZM225 74H226V72H225ZM229 74V73H228ZM231 74V73H230ZM230 74H229V77H230V80H231V76H230ZM28 75V74H27ZM50 75V74H49ZM64 75V74H63ZM63 75H62V77H63ZM208 75V74H207ZM235 75H237L236 73H235ZM239 76L241 75V73L240 74H238ZM237 75V76H238ZM17 76V77H16ZM55 76V75H54ZM32 77V76H31ZM228 77V78H229ZM250 78H251V76H249ZM248 77V78H249ZM261 77V76H260ZM16 78V79H15ZM105 78H106V73L104 72L103 74H102V76L100 77V79L98 80V82H97V88H99V91H100V89H103V90H105L104 88L105 87H103L104 86V80H105ZM234 78H236V76L234 77V75H233V77H232V79L234 80ZM238 78V77H237ZM239 79V81H240V78H238ZM238 79H236V81L238 80ZM263 79V78H262ZM32 80H34L33 78H32ZM208 80V81H209ZM217 80V79H216ZM226 80H227V78H226ZM243 80H244V78H243ZM26 81V80H25ZM52 81V82H51ZM211 81H209V82H207V86H208V84H211ZM219 81V80H218ZM230 82V81H228V82H230L231 84H232V86L229 88V89H231L230 91H226V92H228L227 93V95H225V98H224V94H226L225 92H224V94H222L220 97H218V99L219 98H224L225 99V101L227 100L228 102H226V103H228V104H230V106H231V110L235 113V112H237V111H240V112H242V120H241V122H240V126H238V127H235V126H233V123L231 124V123H229V125H230V127H227V128H229L230 130H231V132H233L232 134H229L228 132H227V130H226V133H228V135H234L233 137H234V139H233V142H232V145H231V147L229 148V150H226L227 152L225 153V154H223V156H222V151H223V149L221 150V152H220V154H221V165H220V167H219V169L217 170V167L216 168H213V170H214V173L212 174V177H209L208 179H209V185H208V187H209V189L208 188H206V189H204V186L201 184L200 186H197V185H194V184H192L191 182H190V180L187 178V175H181V174H179L178 173V171H176V173L174 174V172L173 173H170V174H168V178H165V177H163V180H166V181H164V184L163 185H161L160 186V192H161V196H162V198H163V200H164V202H170V203H172V204H174V207L176 206V207H178V202L179 201H182L181 199H183L184 200V202L186 203V204H189V206H193V208L194 209H196V210H198L199 211V214H200V216L201 217H199V219H200V222L199 223H201V226L203 227V229H204V227L206 228V231H208V237H209V239H210V242L212 241V230H213V226H214V228L216 227L215 226V222H214V217H215V210H216V212H218L217 213V215H218V221H219V224L220 225H218V226H220V232L221 233H218V235H220V239L223 241L224 239H227V238H229L228 237V235H226L227 233L229 234V231H226V228L227 229H231V231H232V233L233 234H242V232H243V230H254V231H252V233H253V235L255 236V232H256V229L258 228V229H262V226H264V200H263V197H264V82ZM20 82V83H19ZM70 82V81H69ZM100 82V83H99ZM71 83V82H70ZM214 83V82H213ZM219 83V82H218ZM223 83V85L225 86V84L224 83H227V81L225 82H222ZM222 83H221V85H222ZM37 84V85H38ZM103 84V86H101ZM231 84H228V85H231ZM15 85V86H16ZM32 85V84H31ZM49 85V86H48ZM63 85V84H62ZM14 86V85H13ZM12 86V87H13ZM15 86H14V89H15ZM16 86V87H17ZM202 86V85H201ZM204 86H206V84L204 85ZM217 86H219L220 87V85H217ZM223 86V87H224ZM64 87V86H63ZM227 87V86H226ZM61 89H62V87H60ZM65 88V87H64ZM63 88V89H64ZM73 88V87H72ZM203 88V86L201 87V89ZM205 88V87H204ZM225 88V87H224ZM228 88V87H227ZM13 88H9L8 90V92L6 93V91H5V93H6V95H5V93L4 94H2V95H4V96H2V97H8V95L9 94H11L12 95V92L14 91L15 92V90H14ZM17 90H18V87L16 88ZM200 89V90H201ZM221 89V88H220ZM223 89V88H222ZM221 89V90H222ZM13 90V91H12ZM47 90V91H46ZM50 90V91H49ZM60 90V89H59ZM203 90V89H202ZM201 90V91H202ZM206 90H207V87L203 90V93H204V95L206 94ZM217 90H218V88H217ZM220 90V91H221ZM39 91V90H38ZM49 91V92H48ZM224 91V90H223ZM11 92V93H10ZM44 92H42V93H44ZM50 92H52V93H50ZM59 92H61V91H58V93ZM66 92V91H65ZM15 93H18V91H16ZM45 93V94H46ZM57 93V94H58ZM62 93H63V95H64V90H62ZM72 93V92H71ZM101 93L103 94V92L101 91ZM105 93V92H104ZM199 93V92H198ZM202 93V94H203ZM8 94V95H7ZM14 94V93H13ZM99 94V93H98ZM107 94H109V95H111V93L109 92V93H107ZM106 93H105V95H107ZM193 94V93H192ZM217 94V93H216ZM215 94V95H216ZM11 95H9V96H11ZM62 95V94H61ZM60 94L58 95V97H60L61 96ZM66 95V94H65ZM100 95V94H99ZM194 95V94H193ZM200 95V94H199ZM220 94H218V96H219ZM13 96V95H12ZM11 96V97H12ZM100 96H102V95H100ZM100 96H97V97H100ZM121 96V100H122V95H120ZM196 96V95H195ZM198 96V95H197ZM201 96H203V95H201ZM14 97H18V95L16 94V96H14ZM57 97V98H58ZM65 97V96H64ZM200 97V96H199ZM204 97V96H203ZM206 97V96H205ZM56 98V99H57ZM75 98V97H74ZM101 98V97H100ZM99 98V99H100ZM103 98V97H102ZM207 98V97H206ZM248 99V98H250L251 99V104L253 105V104H255V103H257V104H260V108H257L258 109V113H253V112H249L248 110L246 111H243V109L244 108H242V106H246V104H247V102H246V104L245 105H242L243 103L242 102H245L244 100L245 99ZM14 99V98H13ZM17 99V98H16ZM15 99V100H16ZM43 99H46V98H43ZM60 99H62V98H59L58 100H60ZM103 99H107V98H103ZM111 99V98H110ZM220 99V100H221ZM224 99H222V100H224ZM250 99H248V101L250 100ZM18 100V99H17ZM47 100V99H46ZM95 100H97V99H95ZM109 100V99H108ZM199 100H200V98H199ZM219 100V101H220ZM222 100H221V103H222ZM103 101V100H102ZM110 101V100H109ZM207 101V100H206ZM208 101H210V100H208ZM207 101V102H208ZM216 101V100H215ZM214 101V102H215ZM247 101V100H246ZM18 102V101H17ZM77 102V101H76ZM103 102H105V101H103ZM122 102V101H121ZM224 102V101H223ZM10 103V102H9ZM13 103V102H12ZM44 103V102H43ZM97 103V102H96ZM107 103V102H106ZM109 103H111V101L109 102ZM123 103V102H122ZM213 103V102H212ZM225 103V102H224ZM223 103V104H224ZM225 103V104H226ZM45 104V103H44ZM48 104V103H47ZM46 104V105H47ZM95 104V103H94ZM101 104V103H100ZM103 104V103H102ZM105 104V103H104ZM108 104V103H107ZM119 104V103H118ZM121 104V103H120ZM202 104V103H201ZM222 104V105H223ZM225 104H224V106H225ZM250 104V103H249ZM248 104V105H249ZM1 105V104H0ZM39 105V104H38ZM122 105V104H121ZM207 105L208 104H206L205 106L207 107ZM218 105H219V103H218ZM227 105V104H226ZM247 105V106H248ZM252 105H249V106H252ZM3 106V111L5 110L6 111V107L5 106H8V104H3L2 105ZM2 106H0V107H2ZM10 106V105H9ZM8 106V107H9ZM15 106V105H14ZM108 106V105H107ZM112 106V105H111ZM205 106H204V108H205ZM211 106V105H210ZM227 106H229V105H227ZM229 106V107H230ZM76 107V106H75ZM99 107V106H98ZM113 107V106H112ZM111 107V108H112ZM125 107V106H124ZM199 107V106H198ZM223 107V106H222ZM226 107V106H225ZM225 107H223V108H225ZM14 108V107H13ZM77 108H80V107H78L77 106ZM201 108V107H200ZM213 108H214V106H213ZM218 108H220L219 106H216L215 107V109H213V112H214V114H213V112L210 114L209 113V110L207 109V110H204L205 111V113L207 114V116L206 117H208L209 116V119L211 120L212 119V117L215 115V114H218V113H216V112H218L219 110H223L222 108L221 109H218ZM227 108V107H226ZM225 108V109H226ZM248 108V107H247ZM47 109V108H46ZM52 109V108H51ZM203 109V108H202ZM230 109V108H229ZM228 108H227V110L226 111H228L229 110ZM16 109L14 108V111H15ZM231 110L229 111L230 113L229 114H226L227 116L228 115H231ZM255 110V109H254ZM51 111V110H50ZM83 111V110H82ZM106 111V110H105ZM184 111H185V117H187V120L185 119V121H186V123H185V125L187 126H185L187 129L186 130H188V133H190L189 135H190V138L189 139H191V141H192V143L194 144V146H200L202 149H204V150H206V156H208V157H210V154H211V152H209L208 151V149L209 148H207V147H209L208 145H210V144H208V142L209 141H207V137H209V135L207 136V132H208V130H209V125H210V123H212V122H210L209 123V121L207 122L206 120H205V117L203 116V115H200V114H202V112L199 114V110H197V107H196V105H195V103L193 102H191V101H187L186 103H185V107H184ZM198 111V112H197ZM7 112V111H6ZM102 112V111H101ZM107 112V111H106ZM219 112H221V113H223L224 112V110L223 111H219ZM240 112H239V114H240ZM14 114L15 113H17L16 111L15 112H13ZM26 113H27V107H24L23 108V110L20 112V114L24 117V126H25V128L29 131V130H34V131H39V130H42L43 129V127H44V125H43V123H47V120H44V121H39V120H30L27 116H26ZM13 114V118H15L14 116H16V115H14ZM40 114H41V111L39 110L37 113H36V115L37 116H40ZM43 114V113H42ZM79 114H81V110H80V113ZM109 114L112 116V114L111 113H108V116H109ZM117 114V113H116ZM220 114V113H219ZM219 114L217 115L218 116V119L216 120L215 119V117H213V119H215L216 120V122L219 120ZM225 114V113H224ZM233 114V113H232ZM5 115H6V113H5ZM107 115V114H106ZM236 114H234L233 116H235ZM241 115V114H240ZM19 115H18V113H17V117H18ZM81 116H83V114H81ZM119 116V115H118ZM216 116V115H215ZM225 116V118H227V119H229L231 116ZM239 117V115H236V117ZM16 117V118H17ZM114 117V116H113ZM116 117V116H115ZM184 117V118H185ZM241 117V116H240ZM239 117V118H240ZM19 118V119H18ZM17 119H18V122H19V120L21 121V119H23V118H20V116L18 117ZM83 118V117H82ZM108 118V117H107ZM110 118V117H109ZM183 118V116H182V119H184ZM5 119H6V117H5ZM4 119V120H5ZM48 119V118H47ZM115 119V118H114ZM212 119V120H213ZM3 120V119H2ZM4 120H3V122H4ZM109 120V119H108ZM110 120H111V118H110ZM222 120H224V118L222 119ZM230 120V119H229ZM238 119H236V121H237ZM13 121H17L16 119H14ZM12 121V122H13ZM50 122H51V120H49ZM113 122L115 121V123H116V120H112ZM220 121V120H219ZM225 121V120H224ZM223 121V122H224ZM227 121V120H226ZM233 122H234V120H232ZM231 121V122H232ZM240 121V120H239ZM238 121V122H239ZM21 122H23V121H21ZM21 122H19V123H17V126H19L20 124H21ZM86 122V121H85ZM220 122H222V121H220ZM16 123H14V124H16ZM87 123V122H86ZM114 123V124H115ZM123 123V122H122ZM225 123V122H224ZM224 123H222V126L223 125H226V124H224ZM227 123V122H226ZM3 124H5V126H6V124L7 123H3ZM13 124V123H12ZM11 124V125H12ZM14 124H13V126H14ZM19 124V125H18ZM49 124V123H48ZM51 124V123H50ZM213 124V123H212ZM217 124H218V122H217ZM220 124V123H219ZM2 125V124H1ZM22 125V124H21ZM19 126L18 128L19 129H21V127L22 126ZM182 125H184V122L182 123ZM215 125H216V123H215ZM16 126V125H15ZM14 126V128H16ZM48 126H50V125H48ZM82 126V125H81ZM115 126V125H114ZM116 126H117V124H116ZM115 126V127H116ZM121 126H123L122 124H121ZM219 127H220V125H218ZM50 127H52V126H50ZM118 127V126H117ZM120 127V126H119ZM126 127V126H125ZM124 126L123 127H121V128H125ZM193 127H194V129H193ZM210 127H211V125H210ZM213 127V126H212ZM216 127V126H215ZM225 127V126H224ZM13 128V127H12ZM14 128H13V130H14ZM49 128V127H48ZM226 128V129H227ZM225 129V128H224ZM48 130V129H47ZM218 131H219V129H217ZM223 130V129H222ZM221 130V131H222ZM3 131H4V129H3ZM19 132H21V134H24L25 132H24V130L22 129V131H20V130H18ZM229 131V130H228ZM6 132V131H5ZM187 132V131H186ZM213 132V131H212ZM222 132H224V131H222ZM3 133V132H2ZM40 133L41 132H39L38 133V135H39V137H40ZM122 133L123 134H128L129 136H130V138H132L133 140H134V144L135 145H137V146H139L140 147V149L142 148V149H144V150H148V152L150 153H152L153 151H152V146L150 147V145L148 146V145H145V143H144V141H142L139 137H137L135 134H133V133H131V132H129V130H127V129H123L122 130ZM1 134V133H0ZM5 134V133H4ZM20 134V135H21ZM48 133L46 132V134L44 135V137L43 138H45V136H50V134L49 135H47ZM187 134V133H186ZM209 134V133H208ZM218 134V133H217ZM3 135V134H2ZM10 135V134H9ZM25 135V134H24ZM23 135V136H24ZM38 135L37 136H35L36 138L34 139V140H36L37 139V137H38ZM42 135V134H41ZM142 135V134H141ZM191 135H192V137H191ZM1 136V135H0ZM5 136V135H4ZM22 135H21V139H23L22 137H23ZM32 136V135H31ZM212 136H213V134H212ZM215 136V135H214ZM1 137H3V136H1ZM38 137V138H39ZM10 138H12V137H10ZM19 138H20V136H19ZM42 138V137H41ZM232 138V137H231ZM3 139V138H2ZM47 139V138H46ZM185 139H187V136H186V138ZM188 139V140H189ZM17 140H18V137H17ZM16 140V141H17ZM20 140V139H19ZM18 140V141H19ZM24 140V150L26 149V150H28V152L30 151V153H31V151H32V149H34L35 148V150H36V147H32V146H30V149H31V147H32V149L31 150H29V146H28V144H29V142H28V140L26 139V138H24L23 139ZM216 140V139H215ZM6 141V140H5ZM18 141H17V143H18ZM37 141V140H36ZM36 141H34V142H36ZM40 141V143H41V145L42 144H44V142H45V152L48 154V151L50 152V150H49V147H47V146H49V144L48 143H50V141L49 142H46L45 141V139H42V141L41 140H39ZM20 142V141H19ZM31 142V141H30ZM11 143V142H10ZM28 143V144H27ZM231 143V142H230ZM27 144V145H26ZM37 144V143H36ZM36 144H34V146L36 145ZM46 144H48L47 146H46ZM211 144H212V142H211ZM214 144V143H213ZM213 144H212V147H213ZM52 145V144H51ZM157 146V145H156ZM9 147V146H8ZM15 147H19V146H17V145H15ZM15 147H13L14 148V150H13V153H14V151L15 150H17ZM138 147V148H139ZM158 147V146H157ZM210 147H211V145H210ZM211 147V148H212ZM227 147V146H226ZM225 147V148H226ZM12 148V149H13ZM47 148V149H46ZM51 148V147H50ZM159 148V147H158ZM210 148V149H211ZM19 150H21L20 148H18ZM55 149V148H54ZM156 147H155V151H156ZM213 149V148H212ZM25 150V151H26ZM187 150H188V148H187ZM83 151H85V150H83ZM123 151V150H122ZM142 151V150H141ZM196 151V150H195ZM203 151V150H202ZM214 151V150H213ZM220 151V150H219ZM19 152V151H18ZM33 152H34V150H33ZM38 152V153H37ZM54 152H55V150H54ZM57 152V151H56ZM107 152H109V151H104L103 153H101V154H99V155H96V156H98V158L100 159V161H103L104 159H107L108 158V156H111V154H109V153H107ZM112 152V151H111ZM126 152V151H125ZM158 152V151H157ZM162 152V151H161ZM10 153V152H9ZM13 153L12 154H9L10 156H12L13 158L15 157V155L17 156V158L18 159H20V158H26L24 161H25V163L28 161L29 162V165H32V163H34L33 165H34V167L33 166H29L28 165V163H27V166H28V172H30V170H32V172L30 173V175H27L26 174V177H25V175H23V174H21L23 171H24V163H20V161H19V163L18 162H15L16 164L18 163L19 165L17 166V165H15V167H13V168H15V172L13 173V175H16L15 177L13 176V175H11L12 177H14L13 179H14V185L15 186H13L12 188L13 189H10L9 191L10 192H7L6 191V193H9L10 195H8V194H6L5 192L3 193V191H4V187L3 186H1V187H3V188H1V190H3L2 192H0V194L2 195V194H6V195H4V196H2V197H5L6 199H7V195H8V199L7 200H5V199H3V201L6 203V202H9V203H6V207H7V210H9L10 208V210H12V213H15V211L13 210L15 207H14V205H12V203L14 202V200L13 199H18L19 198V200H20V198H24L23 196L22 197H19L20 196V194L22 193V191H23V193L24 192H26V190H28V187H36V180H35V182H30L29 181V178H31L30 180H34V178L32 177L33 175H35L37 172L39 173L40 172V168H42L41 166H39L40 168L38 169L39 171H37L36 169H34L35 168V166L37 167V165H38V163H35L36 161H34L33 159H31L32 161H29L28 159V157H30V155L28 156L27 155V153L25 152V154H24V152L23 151H21L20 153H23L25 156L24 157H21L23 154H21V156H19L18 155V153H17V151H16V153H14V156H13ZM36 155L38 154V155H40V153H39V150L37 149L35 152H34ZM33 153V154H34ZM115 154H116V152H114ZM163 153V152H162ZM202 153V152H201ZM32 154V153H31ZM32 154V155H33ZM87 154H89V156L90 157H92V156H95L94 154H95V151H94V153L92 154L91 152L89 153H87ZM124 154H126V153H124ZM128 154V153H127ZM145 154V153H144ZM158 154V153H157ZM216 154H217V152H216ZM36 155H33V156H36ZM49 155H51V153L50 154H48V155H45V157L46 156H49ZM147 155H148V153H147ZM160 155H161V153H160ZM193 155V154H192ZM20 158H19V157ZM41 156V155H40ZM136 156V155H135ZM151 156V155H150ZM153 156H154V154H153ZM211 156H214L215 157V153H214V155H212L211 154ZM37 157V156H36ZM39 157V156H38ZM52 157H53V155H52ZM139 157V156H138ZM158 157V156H157ZM213 157V158H214ZM16 158V157H15ZM14 158V159H15ZM31 158V157H30ZM33 158H35V157H33ZM47 158H50V157H46V160H47ZM151 158V157H150ZM189 158V157H188ZM192 158H193V156H192ZM213 158L211 159V160H213ZM10 159V158H9ZM14 159H13V162H14ZM108 159H110V160H108ZM107 159V161H112L113 162V157H112V159L109 157ZM123 159V158H122ZM138 159V158H137ZM149 159V158H148ZM155 159V161L156 162H160L161 161V159L160 158H157V160H156V158H154ZM185 159V158H184ZM7 160V159H6ZM5 160V161H6ZM37 160V159H36ZM51 160V159H50ZM124 160H125V158H124ZM153 160V159H152ZM195 160V159H194ZM10 161H12L11 159H10ZM10 161H8L7 160V162H6V164L8 165L9 163L8 162H10ZM15 161H16V159H15ZM18 161V160H17ZM49 161V159L47 160V162ZM86 161V160H85ZM91 161H93L92 159H91ZM95 161V160H94ZM93 161V162H94ZM105 161V160H104ZM115 161H117V159L115 160ZM121 161V160H120ZM176 161V160H175ZM184 161V160H183ZM214 161V160H213ZM216 161V160H215ZM4 162V161H3ZM12 162V163H13ZM31 162V163H30ZM70 162H71V160H70ZM83 162V161H82ZM98 162V161H97ZM118 162V161H117ZM127 162H129V163H120L119 165H117V167H118V169L120 168V171L122 170V172L125 174V175H127L128 176V178H129V185H128V187L130 188V187H135L136 186V184L138 185V182L139 183H146L147 182V178H146V175L147 174H145L146 172L144 171V168H137V167H135V166H133L130 162L131 161H129V160H127ZM85 163V162H84ZM90 163V162H89ZM109 163V162H108ZM167 163V162H166ZM11 164V163H10ZM37 164V165H36ZM112 164V163H111ZM118 164V163H117ZM177 164V163H176ZM195 163H193V165H194ZM220 164V163H219ZM12 165V164H11ZM11 165H8V167L6 166V169L8 170H10V168H11ZM70 165V164H69ZM99 165H100V163H99ZM108 165V164H107ZM206 165V164H205ZM215 165H216V163H215ZM9 166H10V168H9ZM71 166V165H70ZM73 166V165H72ZM111 166V165H110ZM109 166V167H110ZM148 166V165H147ZM196 166V165H195ZM194 166V167H195ZM30 167H33V168H30ZM79 167V166H78ZM88 167V166H87ZM102 167L104 168V165H102ZM107 167V166H106ZM117 167H115V168H117ZM151 167V166H150ZM161 167V166H160ZM2 168V167H1ZM0 168V169H1ZM5 168V167H4ZM38 168V167H37ZM72 168H74V167H72ZM80 168V167H79ZM79 168H76V169H78L79 170ZM97 168V167H96ZM110 168H112V167H110ZM145 168H146V166H145ZM152 168V167H151ZM150 168V170H152ZM155 168V167H154ZM166 168V167H165ZM183 168V167H182ZM3 169V168H2ZM35 170V172H34V170ZM43 169V168H42ZM84 169V168H83ZM102 169V168H101ZM113 169H114V167H113ZM112 169V170H113ZM6 170V171H7ZM14 170V169H13ZM12 170V171H13ZM107 170V169H106ZM108 170H110V169H108ZM111 170V171H112ZM154 170V169H153ZM160 170V169H159ZM158 170V171H159ZM5 171V170H4ZM72 172H73V169L71 170ZM103 171V170H102ZM212 171V170H211ZM215 171H216V173H215ZM9 172V171H8ZM27 172V173H28ZM35 174H34V173ZM74 172H75V170H74ZM89 172V171H88ZM95 172V171H94ZM98 172V171H97ZM104 172V171H103ZM148 172V171H147ZM163 172V171H162ZM10 173V172H9ZM38 173H37V175H38ZM119 173V172H118ZM150 173V172H149ZM159 173H161V172H159ZM188 173V172H187ZM206 173H207V171H206ZM7 174V173H6ZM5 174V176L7 177L8 175H10V174H7L6 175ZM29 174V173H28ZM73 174V173H72ZM88 174V173H87ZM97 174V173H96ZM110 174V173H109ZM189 174V173H188ZM32 175V176H31ZM162 175H164V174H162ZM210 175H211V173H210ZM11 176H9L10 178H11ZM27 176L29 177V178H27ZM148 176V175H147ZM165 176V175H164ZM53 177V176H52ZM148 177H150V176H148ZM199 177H201V176H199ZM2 178V177H1ZM56 178V177H55ZM91 178V177H90ZM6 179L7 178H4V183H5V181H6ZM9 179V178H8ZM28 179V180H27ZM36 179H39L37 176H36ZM150 179H151V177H150ZM10 180V179H9ZM12 180V179H11ZM10 180V181H11ZM68 180V179H67ZM72 180V179H71ZM70 180V181H71ZM154 180V179H153ZM162 180V179H161ZM10 181H8L7 180V183L8 182H10ZM69 181V182H70ZM192 181V180H191ZM38 182V181H37ZM64 182V181H63ZM68 182V181H67ZM76 182V181H75ZM150 182H152V181H150ZM154 182V181H153ZM166 182H169V184H171L172 186H171V188H168L166 185H165V183ZM207 182V183H208ZM3 183V182H2ZM13 182H11L9 185L11 186V184H12ZM32 183V184H31ZM34 183L36 184L35 186H34ZM60 183V182H59ZM74 183V182H73ZM73 183H71V185L73 186ZM161 183V182H160ZM204 183V182H203ZM39 184V183H38ZM78 184V183H77ZM76 184V185H77ZM149 184V183H148ZM153 184V183H152ZM151 184V185H152ZM167 184V183H166ZM1 185H7V184H1ZM9 185H7V186H9ZM60 185V184H59ZM67 185V184H66ZM70 185V186H71ZM199 185V184H198ZM75 186V185H74ZM78 186V185H77ZM141 186V185H140ZM153 186V185H152ZM6 187V186H5ZM68 187V186H67ZM80 187V186H79ZM79 187H78V189H79ZM155 187V186H154ZM8 188V187H7ZM24 188H27V189H25V191L23 190ZM64 188V187H63ZM152 188V187H151ZM6 189V188H5ZM37 189V188H36ZM35 189V190H36ZM130 189H132V188H130ZM198 189H203V197L205 198V203H204V205H202L201 207H200V209H199V191L200 190H198ZM13 190H15V192L13 191ZM72 190V189H71ZM77 190V189H76ZM154 190H156V189H154ZM13 191V192H12ZM21 191V192H20ZM32 191H34V189L32 190ZM80 190H78V191H76L77 193L79 192ZM28 192H31V190L30 191H27L26 192V194H28L29 195V193ZM130 193H131V191H129ZM14 194V196H13V199L11 200H9V197L10 198H12L11 197V195L12 194ZM17 193H20L19 195L17 194ZM129 193V194H130ZM215 193H217L218 194V196H216V197H219V200H217L218 201V204H216V206H215ZM76 194V193H75ZM132 194V193H131ZM131 194H130V196L129 197H131ZM216 194V195H217ZM257 194H261L262 196H261V198L260 199H262L263 200V202H262V205H259V202H261V200H259L258 198H257ZM22 195V194H21ZM25 195V194H24ZM2 197L0 196V200L2 199ZM256 198L259 200L258 202H257V200H256ZM9 200V201H8ZM18 200V201H19ZM26 200V199H25ZM25 200H23L24 202H25ZM153 200H154V198H153ZM161 200V199H160ZM163 200H162V203H163ZM204 200V199H203ZM11 201V202H10ZM17 201V200H16ZM22 201V200H21ZM22 201V202H23ZM130 201L132 202V199H130ZM28 202V201H27ZM123 202V201H122ZM183 202V201H182ZM182 202H181V204L180 205H182ZM256 202L258 203V204H256ZM21 203V202H20ZM1 204H3L2 203V201H0V206L3 208V210H4V212L6 211L5 209H4V207L1 205ZM25 204V203H24ZM23 204V205H24ZM27 204V203H26ZM123 204H124V202L122 203V207H123ZM177 204V205H176ZM202 204V203H201ZM18 206V205H17ZM13 207V208H12ZM27 207H28V204H27ZM171 207V206H170ZM162 208V207H161ZM179 210H176V212L178 211H180L181 212V208L182 207H180L179 206ZM186 208H188V207H186ZM25 209H26V207H25ZM174 209V208H173ZM176 209H178V208H176ZM3 210L1 209V211L0 212H3ZM22 210V209H21ZM27 210V209H26ZM165 210H168L167 208L165 209ZM175 210V209H174ZM187 210V209H186ZM14 211V212H13ZM29 211V213H31L30 212V210H27V212ZM164 211V210H163ZM206 211H209V213L208 214H206ZM3 212V213H4ZM119 212V211H118ZM183 212V211H182ZM181 212V213H182ZM192 212V211H191ZM6 213H8V212H6ZM6 213H4L5 215H6ZM12 213H10V216H14V214H12ZM22 213V212H21ZM28 213V214H29ZM150 213V212H149ZM148 213V214H149ZM153 213V212H152ZM9 214V213H8ZM16 214V213H15ZM25 214H26V212H25ZM180 214V213H179ZM4 215V216H5ZM17 215V214H16ZM14 216L13 218H17V216ZM116 215V214H115ZM163 215H164V213H163ZM7 216V215H6ZM9 215H8V218L10 217ZM23 216V215H22ZM27 216V215H26ZM29 216H31L30 214H29ZM28 216V217H29ZM171 216V215H170ZM177 216V215H176ZM178 216H180V215H178ZM188 216H189V214H188ZM3 217V216H2ZM1 217V218H2ZM20 218H21V216H19ZM25 217V216H24ZM142 217V216H141ZM153 217V216H152ZM163 217V216H162ZM166 217V216H165ZM194 217V216H193ZM196 217V216H195ZM12 218V219H13ZM15 218V219H16ZM31 218V217H30ZM29 218V219H30ZM179 218V217H178ZM189 218V217H188ZM9 219H11V217L9 218ZM11 219V221L13 222V224L14 223H16L15 222V220H12ZM26 219H28V218H26ZM150 219V218H149ZM164 219H166V221H167V217L166 218H164ZM175 219V218H174ZM181 219H182V217H181ZM195 219V218H194ZM193 219V220H194ZM2 220H4V221H6L7 222V224H6V222H4V225L2 224V222H1V224H2V227H0L1 229V232H0V234H1V239L5 242H2L1 243V241H0V243H1V245L4 243L5 244V246H7V248L4 250L3 249V251H2V249H1V245H0V257L2 256V255H4V256H2L1 258L2 259H7V257H6V255L8 254V253H10V256L12 255V254H14L15 255V251L14 250H16V261H15V259H14V261L16 262L15 264H18V262H19V264H22V263H20V261H28V264H34V263H32L31 262V260L32 259H34L35 261L34 262H36V263H38V258H37V256H33V257H35V258H32L31 257V253L29 254V252L31 251V248H28L27 247V245H29L30 247H34V249H37V245H36V243L34 242V240H32V238H33V236L32 235H35V233L34 234H30V230L28 231L29 232V234H27L26 232H27V230L29 229L27 226L25 227V230H26V228H28L27 230H26V232H25V230H24V233H26V236L27 237H29L30 235L32 236H30L27 240H25L24 239V237H25V235H24V237H22V235L20 236L19 235V233L23 230V228L24 227H22V228H20V229H22V230H20L19 229V226H17V224H14L13 226H16V229H17V227H18V230H17V232L15 231V233H18V235L20 236V239H24L26 242H27V245H25L26 244V242L23 240V242H22V244L20 245V243H21V241L22 240H19L18 242H17V244H18V246H19V249L20 250H23V249H25L26 247L28 248V250H27V252H26V250H25V252L26 253H24L25 254V256L26 255H28L29 256V258H30V261H29V258H27L28 256H26V257H23L24 255L22 254V252L23 251H21L20 252V250H19V252H20V254H22V255H20L19 253H18V246H16L15 244V242H13V241H15V240H13L12 238H10V242H9V240H7V239H9V237L7 236V237H5V235H7V234H9V233H7V231H5V229L3 228V226H7V225H10V224H8V219H7V217H3V219ZM20 220H22V219H20ZM19 219H18V221H20ZM178 219H176V221H177ZM179 220H180V218H179ZM197 219H195V221H196ZM17 221V223H19ZM150 221V220H149ZM165 221V220H164ZM175 221V220H174ZM181 222H182V220H180ZM227 221H229L228 223H231V224H229L230 225V227L228 226V225H226L227 223ZM32 222V221H31ZM31 222H30V225H31ZM111 222H113V221H111ZM132 222H134V220L132 221ZM181 222H176V224H178V223H181ZM183 222H185V221H183ZM182 222V223H183ZM190 222H192V221H190ZM189 222V223H190ZM197 222V221H196ZM197 222V223H198ZM145 223V222H144ZM154 223V222H153ZM166 223V222H165ZM165 223H164V225H165ZM181 223V224H182ZM187 223V222H186ZM194 223V222H193ZM192 223V224H193ZM226 223V224H225ZM1 224H0V226H1ZM6 224V225H5ZM19 224H22V223H19ZM25 224H29V223H25ZM25 224L23 225V226H25ZM112 224V223H111ZM132 224V223H131ZM130 224V225H131ZM135 224V223H134ZM162 224H163V222L161 223V226H162ZM176 224H174V225H176ZM12 225V224H11ZM153 225V224H152ZM163 225V226H164ZM171 225H173V223L171 224ZM189 225V224H188ZM194 225H195V223H194ZM193 225V226H194ZM226 225V226H225ZM151 226V225H150ZM154 226L156 227H159L158 225H157V223H155L154 224ZM153 226V227H154ZM162 226V227H163ZM183 226V225H182ZM191 226V225H190ZM228 226V227H227ZM9 227H11V226H9ZM20 227H21V225H20ZM30 227V226H29ZM112 227V225H110V228ZM122 227V226H121ZM156 227V228H157ZM161 227V228H162ZM168 227V226H167ZM167 227H165L164 226V228L168 231V228ZM177 227V226H176ZM124 228H125V226H124ZM123 228V229H124ZM129 228H131V227H129ZM156 228H153V229H156ZM180 228V227H179ZM183 227H181V229H182ZM189 228V227H188ZM256 228V229H255ZM264 228V227H263ZM15 229V227H13V230L11 231V232H13L14 230H16ZM152 229V230H153ZM177 229V228H176ZM193 229V228H192ZM242 229V232H239L240 230ZM257 229V230H258ZM10 230H11V228H10ZM31 230H33L32 229V227H31ZM125 230H127V227H126V229ZM131 230H134V229H131ZM171 230V229H170ZM169 230V231H170ZM179 230L180 229H178V233H179ZM197 230V229H196ZM195 230V231H196ZM218 230H219V227H218ZM151 231V230H150ZM164 231V230H163ZM166 231V232H167ZM177 231V230H176ZM187 231V230H186ZM224 231H226V232H224ZM249 231H248V233L246 232V234H249ZM3 232H6L7 234H5V233H3ZM137 232V231H136ZM165 232V231H164ZM219 232V231H218ZM251 232V231H250ZM258 232H259V230H258ZM15 233L13 234V235H15ZM23 233V232H22ZM129 233V232H128ZM128 233H126V234H128ZM153 233V232H152ZM160 233V232H159ZM172 233H173V231H172ZM176 233V232H175ZM187 233V232H186ZM216 234H217V232H215ZM11 234V235H12ZM21 234V233H20ZM132 235H133V233H131ZM134 234H136V233H134ZM168 234H169V236H170V234H171V231H170V233H161V239L162 240H160V242H162V243H160L161 245L164 243V244H166V238L167 237H169L168 236ZM182 234V233H181ZM190 234V233H189ZM258 234H260V233H258ZM2 235L4 236V238L2 237ZM17 234L15 235V236H17L18 237V239H19V236H18ZM125 235V234H124ZM131 235V236H132ZM172 235V234H171ZM183 235H185L184 233H183ZM226 235V236H225ZM245 235V233L243 232V236ZM136 236V235H135ZM151 236V235H150ZM174 236H176V235H174ZM174 236H172V238L174 237ZM187 236V235H186ZM197 236V235H196ZM206 236V235H205ZM231 236V235H230ZM240 236H242V235H240ZM246 236H251V238L249 237V238H247ZM259 236H262V235H259ZM127 237H129V235L127 236ZM126 237V238H127ZM171 237V236H170ZM239 237V236H238ZM245 237H246V239H245ZM245 237L243 238L244 240H245V244H246V240L247 241H249V239H250V242H247L248 244H247V251L249 252V254H247L246 253V250L244 249V247H242L243 245H242V243L241 244H238V245H242L241 246V248H243V250L242 251H244L243 253L247 256V257H245L244 255H242L244 258H248V257H254V256H250L251 254H250V251H252V252H254V254L256 255V253L258 252L259 253V250H260V248L262 249L264 246V244H263V241H264V239H263V241L261 240H256V239H258V238H254L255 240L254 241H251V240H253L252 239V235L250 234V235H245ZM255 237H257V235L255 236ZM7 238V239H6ZM130 238H132V237H130ZM134 238V237H133ZM140 238V237H139ZM154 238V237H153ZM197 239H195V240H199V238L201 239V237H196ZM234 238H236V237H234ZM262 238H264V234H263V237ZM0 239V240H1ZM5 239V240H4ZM34 239V238H33ZM136 239V238H135ZM242 239V241H244ZM32 240V241H31ZM129 240V239H128ZM133 240V239H132ZM165 240V241H164ZM171 240V238L169 239V241ZM173 240V239H172ZM181 240H183V239H181ZM234 241H235V243H232L233 244V247H231V249L233 248V251H234V248H235V246H234V244L235 245H237L236 243V241H238V243H240L239 242V238H238V240L236 239H233ZM240 240H241V237H240ZM142 241V240H141ZM169 241H168V244H169ZM174 241V240H173ZM177 242H178V240H176ZM189 241V240H188ZM192 241V240H191ZM194 241V240H193ZM29 242V243H28ZM31 242V243H30ZM35 244H34V243ZM196 242V241H195ZM194 242V243H195ZM198 242V241H197ZM14 244V245H12V244ZM25 243V244H24ZM130 243V242H129ZM132 243V242H131ZM130 243V244H131ZM171 243V242H170ZM189 243V242H188ZM244 243V242H243ZM8 244V245H7ZM25 245L24 246V248H23V246L22 245ZM30 244H32V246L30 245ZM127 244H128V242H127ZM162 245L163 247H166L165 245ZM168 244H166V245H168ZM178 243H174L173 245L175 246L176 245V247H174V248H176L175 249V251L176 252H180L181 250H182V248L183 247H181V244H179V245H177ZM191 244V243H190ZM200 244V243H199ZM199 244H197V246H199L197 249H199V248H201V250L202 251H200L199 253H203L204 254V249H202L204 246H202L203 245V243H201L200 245L202 246V247H200V245ZM244 244V245H245ZM129 245V244H128ZM134 245V244H133ZM149 245V244H148ZM172 245V244H171ZM170 245V246H171ZM173 245L171 246L172 248H173ZM192 245V244H191ZM205 245V244H204ZM231 245V244H230ZM14 246H16L17 247V249H14ZM150 246V245H149ZM152 246V245H151ZM178 246H180V247H178ZM183 246V245H182ZM188 246H190V245H188ZM188 246H186V244L184 243V247H187L188 248ZM232 246V245H231ZM263 246V247H262ZM23 249H22V248ZM36 247V248H35ZM100 247V246H99ZM155 247H157V246H155ZM154 247V249L156 250V248ZM210 247H211V244H210ZM26 248V249H27ZM104 248V247H103ZM123 248V247H122ZM132 248V247H131ZM152 248V247H151ZM150 248V249H151ZM169 248V247H168ZM180 248H181V250H180ZM187 248H185L186 250H187ZM194 248V247H193ZM193 248H192V250H193ZM205 248V247H204ZM212 248V247H211ZM237 248H239V247H237ZM8 249V250H7ZM10 249V250H9ZM29 249H30V251H29ZM44 249V248H43ZM148 249V248H147ZM184 249V250H185ZM236 249V248H235ZM9 251L8 253H7V251ZM38 250V249H37ZM104 250H105V248H104ZM155 250H153V251H155ZM163 250V249H162ZM162 250H161V255H158V257L157 258H159V261H157V262H155V264H184V263H182V261H179V260H181L182 259V253H183V251H182V253H180V254H182V255H180L179 256V254L178 253H176V254H178L177 256L179 257L178 259H177V257L175 256V254H174V251H172L173 253L172 254H174V257H176L175 259L173 258V256H171L172 254L171 253H168V252H166L165 250L166 249H164V251L165 252H162ZM185 250V252H186V255H187V257L188 258H190V257H192V256H189V254H190V250H189V252H187ZM195 250V249H194ZM237 250H239V252H237V251H235L236 253H238L239 255L242 253L240 250L241 249H237ZM95 251H96V249H95ZM99 251V250H98ZM97 251V252H98ZM101 251V250H100ZM100 251H99V255H100ZM152 251V252H153ZM168 251H171L170 250V248H169V250ZM233 251H231L232 253H233ZM255 251H257V252H255ZM261 251V250H260ZM264 251V250H263ZM3 252V253H2ZM7 254H6V253ZM106 252V251H105ZM124 252V251H123ZM140 252V251H139ZM151 252V251H150ZM151 252V253H152ZM195 252V251H194ZM209 252L211 253L212 251H210L209 250ZM230 252V253H231ZM28 253V254H27ZM103 252H101V254H102ZM142 253V252H141ZM163 253V254H162ZM187 253H189V254H187ZM213 253V252H212ZM229 253V256H231V254ZM236 253H234V255H232V257L234 256V257H236L235 256V254ZM257 253V254H258ZM263 253V252H262ZM262 253H260V254H262ZM41 254V253H40ZM94 254L96 255V252L95 253H93L92 254V256H94ZM105 255H106V253H104ZM154 254V253H153ZM195 254H197V252L196 253H194V255ZM18 255H20V256H18ZM34 255V254H33ZM123 255V254H122ZM152 255V254H151ZM150 255V256H151ZM201 257H203L201 254H199ZM212 254H208V257L210 258V256H211ZM238 255V256H239ZM264 255V254H263ZM18 256V257H17ZM23 258H26V260H24V259H21L22 257ZM102 257H103V255H101ZM185 256V255H184ZM219 256V255H218ZM238 256H237V258H238ZM13 257H15V256H13L12 255V258ZM98 257H99V259H98ZM102 257H100V256H97L96 258L95 257H93V258H95L96 259V261L95 262H97L98 260H100L99 261V263L103 260L102 259ZM120 257V256H119ZM141 257V256H140ZM155 256H153V258H154ZM186 257V256H185ZM185 257H183V258H185ZM201 257H199L200 258V260H202L201 259ZM213 257V256H212ZM228 257V256H227ZM261 257H262V255H261ZM91 258V260H92V257H90ZM137 258V257H136ZM193 258H194V256H193ZM237 258H234V259H237ZM240 258V257H239ZM260 258V257H259ZM259 258H258V260H259ZM118 259V258H117ZM123 259V258H122ZM205 259V258H204ZM203 259V260H204ZM215 258H213V260H214ZM228 259V258H227ZM241 260H242V258H240ZM240 259H237V260H239L240 261ZM250 259V258H249ZM252 259V258H251ZM89 260V259H88ZM94 260V259H93ZM92 260V261H93ZM113 260V259H112ZM183 260V259H182ZM185 260V259H184ZM184 260H183V262H184ZM190 259H186V262L187 263H189L190 261H189ZM219 260V259H218ZM226 260V259H225ZM248 260V259H247ZM253 260H255V259H252V263H254L253 262ZM257 260V261H258ZM264 260V259H263ZM6 261V262H5ZM1 260V262H3V264H9L8 263V261L7 260ZM26 261V262H27ZM61 261V260H60ZM104 261H105V259H104ZM189 261V262H188ZM210 261V260H209ZM230 261V260H229ZM238 261V262H239ZM256 261V260H255ZM256 261V262H257ZM1 262H0V264H1ZM62 262V261H61ZM90 262V261H89ZM95 262H92V263H94V264H96ZM103 262V261H102ZM101 262V263H102ZM153 262V261H152ZM213 263H214V261H212ZM243 262V261H242ZM242 262L240 261V264H242ZM250 262V261H249ZM248 262V263H249ZM264 262V261H263ZM263 262L262 263H260V261H259V263L260 264H263ZM35 263V264H36ZM91 263V262H90ZM91 263V264H92ZM116 263V262H115ZM126 263V262H125ZM142 263V262H141ZM151 263V262H150ZM203 263V262H202ZM247 263V262H246ZM245 263V264H246ZM27 264V263H26ZM59 264H61V263H59ZM89 264V263H88ZM148 264V263H147ZM154 264V263H153ZM186 264V263H185ZM192 264V263H191ZM203 264H205V263H203ZM209 264H211V261H210V263ZM227 264H229V262L227 263ZM243 264H244V262H243ZM250 264V263H249ZM254 264H257V263H254Z\"/></svg>",
	"mask_w": 264,
	"mask_h": 264
},
{
	"label": "crops",
	"instance_id": "3",
	"mask_svg": "<svg viewBox=\"0 0 264 264\" xmlns=\"http://www.w3.org/2000/svg\"><path fill=\"white\" fill-rule=\"evenodd\" d=\"M0 45H2V41H0ZM103 58H104V51H102L101 54H99L98 51H96V50L87 49L86 52L84 53V56H83V62L85 64H87L88 66H92L98 60L103 61ZM1 67H2V65H0V69H1ZM6 70L13 73V68H7ZM3 71H4V68H2L0 70L1 75H2ZM109 71L110 70L108 68V77L106 80L108 86H109V82H110ZM33 79L34 80H32V78H29L27 80V82H32L34 84L32 85V87H28L25 90L24 94H22L19 97V101H20L19 110H20V112L23 110L24 107H27L26 116L30 120H32V121L33 120H39V121L47 120V123H43L44 126H48V125L53 126L56 130H59L62 133L68 132L69 130L77 129L75 131L78 134L79 139L80 140L84 139V137L87 134L88 127L86 125H83L80 120L78 121V119H76L74 112L72 111V108L74 105V103L72 102V98H71V102L68 101L67 98H65L66 100L64 101V103H60L58 100H55L51 95L49 96L46 92L41 90V88H37L39 86V84L36 83V80L34 77H33ZM47 79L49 80L52 78L51 77L46 78L45 79L47 81L46 84H48V82L50 83V81H48ZM75 86H77V84H75ZM42 92H44V93H42ZM77 95L80 98V106L82 108L86 109L88 113L97 112L96 111L97 109L93 108L90 105V99H87L85 101L83 100V98L85 97V94L81 90H77ZM43 98H46L47 100L43 99ZM129 102L133 105L135 104L137 107L140 108V105L138 104V102L131 101V100H129ZM52 104H54V108L51 107ZM133 109L136 110V108L132 105L128 108L129 111H131ZM39 110L41 111V114H40V116H37L36 113ZM49 120H51V122ZM71 149L72 148H65V150H71Z\"/></svg>",
	"mask_w": 264,
	"mask_h": 264
},
{
	"label": "built area",
	"instance_id": "4",
	"mask_svg": "<svg viewBox=\"0 0 264 264\" xmlns=\"http://www.w3.org/2000/svg\"><path fill=\"white\" fill-rule=\"evenodd\" d=\"M53 57H55L56 62L59 66L65 65L63 56L61 54L52 53ZM93 119L95 122H89L88 134H87V142L90 147L94 149H110L113 145V136L114 132L111 124L108 121L107 116H103L98 112H92ZM162 162V160L160 161ZM160 162H155V164L159 165ZM171 163V162H169Z\"/></svg>",
	"mask_w": 264,
	"mask_h": 264
}]
</instances>
